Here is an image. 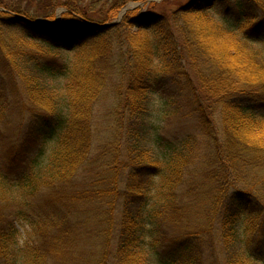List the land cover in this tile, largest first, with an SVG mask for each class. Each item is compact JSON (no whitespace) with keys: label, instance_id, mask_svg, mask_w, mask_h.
Returning a JSON list of instances; mask_svg holds the SVG:
<instances>
[{"label":"trees","instance_id":"1","mask_svg":"<svg viewBox=\"0 0 264 264\" xmlns=\"http://www.w3.org/2000/svg\"><path fill=\"white\" fill-rule=\"evenodd\" d=\"M147 1L0 0V136L3 122L29 116L12 184L0 177V193L24 195L9 215L0 201V264L60 263L76 242L69 230H92L72 221L77 199L97 216L109 210L93 230L98 263L110 238L117 264H140L147 244L156 264H264V0H163L148 16L92 27ZM57 8L58 23L42 25ZM155 100L194 130L145 126ZM17 223L33 232L24 247Z\"/></svg>","mask_w":264,"mask_h":264},{"label":"rangeland","instance_id":"2","mask_svg":"<svg viewBox=\"0 0 264 264\" xmlns=\"http://www.w3.org/2000/svg\"><path fill=\"white\" fill-rule=\"evenodd\" d=\"M162 1L163 0H148L147 2H130L126 4L122 9H120V11L118 12L115 18L109 21L107 20L104 23L119 22L120 21L119 15L122 12V10L125 8L127 9V11L129 10V12L136 11L139 9V11L141 10L140 15H139L140 17L148 16L149 14H153V10L147 11L148 5H150L151 3H156L157 5H159ZM189 1H192V0H166L164 5L165 7L169 9H176L181 6H184ZM64 11L65 9L63 8H57L54 11V15L59 17L61 16V14L65 13ZM54 23L55 24L58 23V20ZM250 24L251 22L247 21L245 24H243V28L244 29L247 28ZM27 44L30 48H34V49L36 48L41 51L47 50L45 47H43V45L33 42V41H28ZM62 57L65 58L67 56L62 53ZM152 109L154 111L152 113L153 119L145 122L144 124L145 126L153 125L161 129L162 130L161 132L163 134H167L169 136H176L178 133L192 132L194 130L195 122L193 119H189L187 117L183 118L182 114H177L176 112H174L173 109H170L169 107H167L166 104L155 100L153 102ZM20 116H22V114L17 117H20ZM24 117H25L24 121H20L19 123H16L14 125H8L6 122H3L2 130L4 131L5 134L0 136V177L1 175H4L6 173V176L8 175L7 177L9 178L10 184H12V181H13L12 179L13 172L8 170L7 167H8L10 158H11L10 155L13 154V151H14L13 148L16 144V140L19 138L25 123L28 122L29 120V116L24 115ZM48 174L50 173L48 172L46 173V171L42 172V175L44 177H47ZM204 176L205 174H203V177H198V178L202 179L204 178ZM123 180L124 178L122 177L120 179V184L118 186L119 189L122 188L121 183L123 182ZM43 190L46 191L45 188H43ZM23 196L24 195H22L21 190L16 191L13 188H11L10 191L5 190L2 193H0V201L5 204L3 205L4 211H6V213L9 215L12 211H14L15 208H18V206L21 204L20 202L22 201L21 197ZM57 200H60L63 203L62 198H59ZM74 202H75V205L74 203L72 204L74 206L72 211H74L73 218L75 220H72V221L77 224H82V226H85V227H90L92 224V230L90 232L89 237L86 238L87 234L83 233V231L81 230V226L78 227L75 225V227L70 229L69 234L71 237L69 240H73V241L76 240L75 245L71 244L68 247L64 246L62 250H61L62 247L58 250L59 254L62 257H61V262L57 264H102V263H98V261L101 259V258L99 259L98 255L102 254V250L99 246V244L102 241L101 240L102 237H99V233H94L95 231L93 230L95 229L97 222L100 223L102 220L110 218V215L107 213V211L109 210H105L104 214L100 212L98 213V216H97L94 208L86 207L83 204L82 200L77 199ZM82 206H83V211L77 214L78 209ZM116 210L117 209H115V213L118 212V211L116 212ZM80 216H81V219L76 220L77 217H80ZM6 220L10 221L11 219L8 218ZM17 224L19 226H16V231L18 233L16 236H14L15 244L19 247H24V244L26 241L29 242V240L32 241L34 239V237H31L33 235V232L31 233L30 227H25L23 226L22 223H17ZM174 231H176V229ZM29 234H31L30 237H29ZM242 239L245 240L244 245L253 244L252 253L255 256H259L260 253L258 252V250L256 251L255 239L248 237V236L247 237L244 236ZM11 242L12 241H10V243ZM107 244H108V247L110 248V251L106 245L104 246V249H103L104 252L108 253V257L106 258L107 259L106 263L107 264H117L116 260L112 256L114 252V246L111 244L110 238ZM143 248H144V251H142L143 249L136 250L137 252H139V254H142V255H139L141 257L140 264H156L152 262L153 250H151V244L149 245L147 244V246H144ZM262 248L264 250L263 246ZM262 252L263 251H261V253ZM224 259L225 257L224 258L219 257L218 263L226 264V261ZM206 264H212V262L210 261Z\"/></svg>","mask_w":264,"mask_h":264},{"label":"water","instance_id":"3","mask_svg":"<svg viewBox=\"0 0 264 264\" xmlns=\"http://www.w3.org/2000/svg\"><path fill=\"white\" fill-rule=\"evenodd\" d=\"M127 10L126 9H124L122 12H123V14L126 12ZM65 12V11H64ZM123 14H121L120 16H119V20H121L120 18H121V16L123 15ZM56 19L58 20L59 19V17L58 16H56ZM21 20H22V18H21ZM120 22V21H119ZM119 22H112V23H107V24H102V25H100V24H92V27L93 28H95V29H97V30H99V31H106V30H109V29H111V28H113V27H115V26H117V24H119ZM39 24H41V23H39V21H37V22H35V23H30V25L31 26H37V25H39ZM42 25H46V26H50V25H55V23H53V24H42Z\"/></svg>","mask_w":264,"mask_h":264},{"label":"bare ground","instance_id":"4","mask_svg":"<svg viewBox=\"0 0 264 264\" xmlns=\"http://www.w3.org/2000/svg\"><path fill=\"white\" fill-rule=\"evenodd\" d=\"M121 14H123V12Z\"/></svg>","mask_w":264,"mask_h":264}]
</instances>
